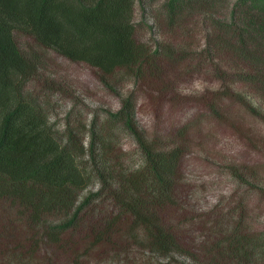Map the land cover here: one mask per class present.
<instances>
[{
	"label": "trees",
	"instance_id": "1",
	"mask_svg": "<svg viewBox=\"0 0 264 264\" xmlns=\"http://www.w3.org/2000/svg\"><path fill=\"white\" fill-rule=\"evenodd\" d=\"M137 7L144 18L139 23ZM195 17L209 28L199 59L221 82L216 101L208 103L209 115L221 117L220 103L230 98L232 84L242 83L264 99V0H0V202L10 209L0 225L10 213L11 223H24L30 234L15 251L2 253L3 262L12 256L9 263L26 264L39 248H62L67 234L81 225L80 213L100 207V224L84 235L92 239L85 253L101 243L121 250L133 242L128 248L135 255L146 252L164 264H178L177 258L179 264H264V213L248 217L251 209L243 208L255 195L247 181L253 173L229 169L235 200L219 215L225 222L218 221L217 230L207 222L214 231L205 227L203 241L190 250L184 230L195 218L176 213L184 201L188 128L172 137L150 135L136 120L133 91L116 111L90 110L83 112L86 117L72 84L48 68L50 52L86 64L112 92L117 73L121 83L134 86L165 77L169 61L180 66L190 60V70L189 61L185 66L192 74L197 51L142 39L139 32L155 34L154 25L183 31L185 24L187 32L194 31ZM153 18V25L144 22ZM226 62H233L231 71L224 69ZM53 93L71 103L63 122ZM251 112L264 119V113ZM258 193L264 197V187Z\"/></svg>",
	"mask_w": 264,
	"mask_h": 264
},
{
	"label": "rangeland",
	"instance_id": "2",
	"mask_svg": "<svg viewBox=\"0 0 264 264\" xmlns=\"http://www.w3.org/2000/svg\"><path fill=\"white\" fill-rule=\"evenodd\" d=\"M195 18L190 19L194 31L187 32L189 25L185 24L183 31H171L164 25V29H159L154 25L155 34L150 33L147 28L139 32L142 39H154L173 46L183 43L188 50L192 48L197 51L199 54L192 60L195 65L191 69L192 74L188 72L190 60H187L188 70L185 66L187 62L178 66L177 62L169 61L166 71H169L167 75L169 74L170 78L167 75L147 77L133 86L121 83L122 75L117 73V80L114 81L118 86L117 92H112L103 84L101 73L94 68L69 62L52 52L46 54L49 71L72 84L78 100V110L82 114L90 110L102 114L101 109L114 112L119 108L120 100L126 93L133 91L138 103L136 120L150 135L160 131L165 136L172 137L180 129L188 128L183 144L188 145L189 149L182 165L183 181L180 186V197L184 201L176 213L178 218L183 217L190 221L195 218V224L196 221L201 222L198 226L194 224L184 230L185 245L189 246L190 250L203 241L206 235L205 227L214 231L212 228L217 230L221 227L218 221L225 222L219 215L228 210L231 201L235 200V194L232 192L235 183L228 174L231 167L253 173L254 176L247 179L248 188L251 184L255 186L252 190L255 195L248 200L249 206L243 207L246 211L251 209L247 216L255 217L264 213V197L258 193L264 187V119L251 112V108H254L262 115L264 99L250 92L251 90L242 83L232 84L230 98L220 103L221 117L209 115L208 103L216 101L221 82L216 70H210L209 63L199 59L209 28L207 31L206 26L203 28L198 22L200 18ZM143 19L141 9L137 7L135 21L139 23ZM144 22L150 26L155 20L153 18ZM224 64L228 66L224 69L230 70L233 62ZM53 95L56 112L60 114L59 121L63 122L62 113L71 103L68 100L65 102L61 94ZM83 115L88 117L87 114ZM0 203L1 211L3 210L0 217L4 218L10 209L6 208V203ZM100 210V207L83 210L80 213L81 225L67 234L68 242L61 243L62 248L57 246L59 243L39 248L36 253L31 254V258L28 256L25 259L26 264H164L160 257L147 255L146 252H141L140 255L138 252L135 255V248H128L129 245H134L133 242L124 243L121 250L101 243L89 248V252L85 253L92 239H87L84 235L92 233L100 224ZM8 218L10 221V213L6 224L3 225L2 220L0 225V264H12L9 263L12 256L8 257L9 261L6 263L2 261V253L15 251L16 244L24 243L30 238L29 229L24 223H11ZM207 222L213 223L212 228ZM202 225L204 228L201 229ZM116 241L119 239L116 238ZM27 245L24 252L29 251L30 244ZM177 261L179 264L182 258H177Z\"/></svg>",
	"mask_w": 264,
	"mask_h": 264
}]
</instances>
